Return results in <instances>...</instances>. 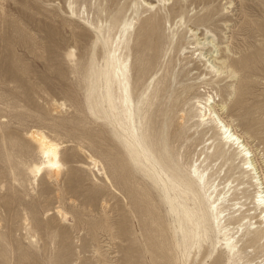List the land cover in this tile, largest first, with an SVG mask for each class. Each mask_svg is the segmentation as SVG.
Returning a JSON list of instances; mask_svg holds the SVG:
<instances>
[{"label": "rangeland", "instance_id": "1", "mask_svg": "<svg viewBox=\"0 0 264 264\" xmlns=\"http://www.w3.org/2000/svg\"><path fill=\"white\" fill-rule=\"evenodd\" d=\"M218 2L223 4L224 0ZM218 2L217 16L204 25L216 33V41L221 47L226 44L224 35L228 34L235 56L248 55L247 63L250 64L241 71V75L250 81L242 106L232 107L231 98L227 97V112L221 115L232 114L240 128L252 131L255 137L252 143L262 151L264 0H232L227 10ZM111 9L114 13L116 6ZM165 11L163 9L162 14L165 15ZM194 12V9L190 10L188 15ZM29 14L34 16L33 20L27 19ZM63 16L55 6L49 5L48 0H0V201L4 197L9 199L8 207L0 205V264H175L177 253L171 233L165 228L163 210H153L154 221L162 229L151 230L143 224L138 202L133 199L139 189L136 178L123 164L121 149L115 139L102 121L94 120L86 107L87 80L84 74L74 73L66 65L64 52L73 43L69 29L79 28L77 23L61 21ZM38 17L41 22L35 19ZM185 20V23L175 25L171 20V27L165 22L164 34L175 40L188 24L192 25L187 16ZM203 26H199L198 31L202 32ZM89 37L87 35L76 43L82 61L87 57ZM23 41L39 42L40 48L36 50L42 53V57L27 51ZM256 50L260 55L254 58L251 53ZM160 54L159 50V64L144 77H139L138 63L132 55L134 90L139 92L143 84L159 77L164 62L172 58L166 81L159 84L161 89L157 97H153L151 111L158 120L169 123L167 141L170 152L186 167L202 143L196 144L188 133L176 135L177 116L181 107H189L194 95L203 93V86H196L200 83L197 78L200 70L188 71L189 64L182 66L190 52L180 56ZM188 85L194 86L184 91L183 87ZM53 98L63 100L65 105L54 108L51 104ZM30 127L42 128L62 142L69 177L65 182L67 189L59 198L52 191L51 182L44 178L37 183L31 182V185L28 183L31 180L24 162L36 159L25 134ZM211 133L212 130L207 135ZM80 146L101 160L110 181L96 167L91 168ZM258 159L260 163L261 159ZM224 172L225 166L221 168L217 181ZM243 199L240 197L234 202ZM145 204L150 209V203ZM56 205L69 212L73 226L55 218ZM246 206L251 204L246 203ZM25 212L37 234L36 247L27 242L22 221ZM249 213L254 214V209ZM149 221L147 219L146 223ZM248 237L239 236L237 242L242 259L264 264L263 239L248 245ZM212 257L206 255L199 264H211ZM215 264H225V260L221 257Z\"/></svg>", "mask_w": 264, "mask_h": 264}, {"label": "bare ground", "instance_id": "2", "mask_svg": "<svg viewBox=\"0 0 264 264\" xmlns=\"http://www.w3.org/2000/svg\"><path fill=\"white\" fill-rule=\"evenodd\" d=\"M48 1L64 15L61 21L77 23L79 29H69L73 43L64 52L66 65L72 72L84 74L86 107L115 139L123 164L136 178L139 189L133 199L138 202L143 224L151 230L162 229L154 221L153 210H163L165 228L171 233L177 253L175 264H199L206 255H213L211 264L218 263L221 257L225 264H258L242 259L237 242L239 236L245 235L249 236L248 245L260 239L264 242V150L252 143L254 133L240 128L232 114L221 115L227 112V97L231 98L232 107L242 106L250 81L241 71L250 64L248 55L235 56L228 34L224 35L227 40L221 47L216 33L204 25L217 16L219 0ZM218 4L227 10L232 0ZM112 6H116L114 13ZM193 9L194 14L189 16ZM185 16L192 25L188 24L175 40L164 34L165 22H169V27L171 20L173 25L185 23ZM27 19L33 20L34 16L29 14ZM35 19L41 22L39 17ZM224 25H228L226 20ZM199 26H203L202 32L198 31ZM87 35V57L82 61L76 43ZM37 43L22 44L27 51L42 57L36 50L40 48ZM159 50L162 56L190 52L182 66L189 64L188 71L200 70V83L196 86H203V93L194 95L189 107H181L177 116L176 135L188 133L196 144L202 143L186 167L170 152L169 123L158 120L151 111L153 97L161 89L159 84L166 81L172 66L170 55L159 77L143 84L139 92L134 90L132 55L138 63L139 77H144L159 64ZM259 55L257 50L251 53L254 58ZM51 104L61 108L65 102L53 98ZM210 130L212 133L207 135ZM25 134L36 154V159L24 162L31 180L28 183L44 178L51 182L52 191L59 198L67 189L65 182L69 177L62 142L39 127H30ZM79 149L91 168L96 167L110 181L101 160L81 146ZM6 157L10 159L8 154ZM223 166L225 172L217 181ZM239 194L244 199L234 202ZM246 203L251 206L244 207ZM8 204L9 199H1L0 205ZM251 209L255 213L250 215ZM54 216L73 226L69 212L60 205L55 206ZM147 219L150 223H146ZM22 221L28 245L38 246L37 234L26 212Z\"/></svg>", "mask_w": 264, "mask_h": 264}]
</instances>
